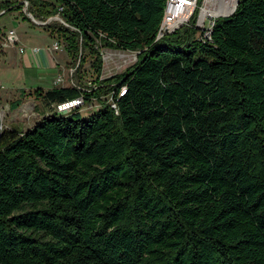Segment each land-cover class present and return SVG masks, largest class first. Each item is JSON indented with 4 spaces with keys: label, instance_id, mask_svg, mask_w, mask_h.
I'll return each instance as SVG.
<instances>
[{
    "label": "trees",
    "instance_id": "obj_1",
    "mask_svg": "<svg viewBox=\"0 0 264 264\" xmlns=\"http://www.w3.org/2000/svg\"><path fill=\"white\" fill-rule=\"evenodd\" d=\"M27 1L79 80L2 130L0 264H264V0L161 37L166 0ZM102 48L137 58L102 77Z\"/></svg>",
    "mask_w": 264,
    "mask_h": 264
},
{
    "label": "rangeland",
    "instance_id": "obj_2",
    "mask_svg": "<svg viewBox=\"0 0 264 264\" xmlns=\"http://www.w3.org/2000/svg\"><path fill=\"white\" fill-rule=\"evenodd\" d=\"M233 1L235 2L234 8H232L231 3H227V0H210L206 4L209 14L203 15L202 7L205 5V0H203L198 12V17H200L201 21L199 24L202 25L198 26L206 27L215 18L231 14L236 7L237 0ZM225 11L228 13H225ZM27 13L25 12L29 17ZM9 30L15 31L17 35H21L29 43L38 45L49 52L54 63L58 66L57 73L62 77V81L56 84L55 78L50 80L41 78L39 80L36 78L38 69L24 70V68H19L16 54L10 47L9 38L6 33ZM56 42L58 41L51 37L42 26L36 24L32 19L31 21L24 19L22 12L19 10L8 11L0 15V113L3 129L11 126H20L28 129L43 118V116L54 111L53 106H49L42 99L35 96L33 91L37 87L49 89L53 86H67L73 82H78L79 79L76 76H71L73 70L67 64L70 59L62 43L58 42L60 46L55 48ZM101 53L103 61L102 77H108L124 71L137 58V51L102 48ZM82 70L84 73L82 82L84 81L83 83L90 86L92 84V71L89 59L83 65ZM19 89H24V95H20ZM17 99H21L22 102L18 108L13 110L10 108V102ZM99 104V101L92 100L88 104H80L79 106L82 107L81 111L84 114H89L96 110ZM55 109L57 108L55 107Z\"/></svg>",
    "mask_w": 264,
    "mask_h": 264
},
{
    "label": "crops",
    "instance_id": "obj_3",
    "mask_svg": "<svg viewBox=\"0 0 264 264\" xmlns=\"http://www.w3.org/2000/svg\"><path fill=\"white\" fill-rule=\"evenodd\" d=\"M0 1H13V2H21L27 0H0ZM50 2H54L51 0H46ZM29 4V3H28ZM24 11V9H23ZM13 32L12 30L7 31V36L9 37V32ZM15 37V42H10V47L13 49L16 54L17 63L19 64V68L24 70L30 69H38V73H36V78L39 80L41 78L53 79L58 76V66L54 63V60L49 52L39 47L38 45L29 43L25 40L21 35H17V33L13 32ZM22 48V49H21ZM35 48L37 50H35Z\"/></svg>",
    "mask_w": 264,
    "mask_h": 264
},
{
    "label": "built area",
    "instance_id": "obj_4",
    "mask_svg": "<svg viewBox=\"0 0 264 264\" xmlns=\"http://www.w3.org/2000/svg\"><path fill=\"white\" fill-rule=\"evenodd\" d=\"M198 2L199 0H171L170 1V9H169V17L166 21L165 29L162 30V33L160 34V37L164 35L165 33H170L178 29L180 26L189 23L193 13L198 7ZM25 7H24V12H27V7H28V1H24ZM204 20V19H203ZM201 23L200 17H197L196 25H202L199 24ZM214 23L213 21H210L209 25L206 27L204 26L203 28L206 30L205 34L208 35L209 30L211 29L212 25ZM9 40L11 42H15V37L13 32H9ZM60 44L56 42L55 48H58ZM22 49V48H21ZM35 50H37L35 48ZM62 81V77L58 75L55 78V83L58 84ZM83 103L82 98H77L73 101L65 102L57 106L58 110L61 111H67L70 108L74 106H79L80 104ZM114 106V105H113Z\"/></svg>",
    "mask_w": 264,
    "mask_h": 264
},
{
    "label": "bare ground",
    "instance_id": "obj_5",
    "mask_svg": "<svg viewBox=\"0 0 264 264\" xmlns=\"http://www.w3.org/2000/svg\"><path fill=\"white\" fill-rule=\"evenodd\" d=\"M170 1L171 0H166L165 8H164V14H163V19H162L160 27H159L158 37H160V34L162 33V30L165 29L166 21H167V19L169 17ZM209 1L210 0H205V5H203V7H202L203 15H205L206 13L209 14V10H207V8H206V4ZM227 3H229V4L231 3L232 8H234L235 2L233 0H227ZM225 13H228V12L225 11Z\"/></svg>",
    "mask_w": 264,
    "mask_h": 264
},
{
    "label": "water",
    "instance_id": "obj_6",
    "mask_svg": "<svg viewBox=\"0 0 264 264\" xmlns=\"http://www.w3.org/2000/svg\"><path fill=\"white\" fill-rule=\"evenodd\" d=\"M236 5H237V2H236ZM24 7H25V4H24ZM23 7V9H24ZM235 10V9H234ZM3 11H1L0 13H2ZM29 15V17L37 24H45V23H48L49 21H51L52 19H59L60 18L58 16H55V17H50L49 19H47L46 21H41V20H38L36 19L31 13H27ZM2 130H3V126H2V117H1V113H0V135L2 133Z\"/></svg>",
    "mask_w": 264,
    "mask_h": 264
}]
</instances>
